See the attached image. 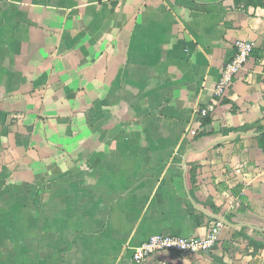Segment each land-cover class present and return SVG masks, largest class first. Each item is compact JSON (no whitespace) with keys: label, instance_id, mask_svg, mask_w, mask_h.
<instances>
[{"label":"crops","instance_id":"obj_1","mask_svg":"<svg viewBox=\"0 0 264 264\" xmlns=\"http://www.w3.org/2000/svg\"><path fill=\"white\" fill-rule=\"evenodd\" d=\"M240 40L253 55L197 137ZM261 119L262 8L0 0V264H135L152 236L216 221L210 252L144 264H264V152L221 133Z\"/></svg>","mask_w":264,"mask_h":264},{"label":"built area","instance_id":"obj_2","mask_svg":"<svg viewBox=\"0 0 264 264\" xmlns=\"http://www.w3.org/2000/svg\"><path fill=\"white\" fill-rule=\"evenodd\" d=\"M235 54L222 71V75L214 88V101L207 108L197 111V116H205L214 111L219 101L227 95L239 74L250 61L254 45L246 40L237 41L234 44ZM196 135V133H194ZM224 225L221 221L211 224L207 235L184 238L172 235H155L142 243L133 253L135 264H144L154 254L161 252H174L184 256L200 255L210 252L218 243L220 233Z\"/></svg>","mask_w":264,"mask_h":264},{"label":"trees","instance_id":"obj_3","mask_svg":"<svg viewBox=\"0 0 264 264\" xmlns=\"http://www.w3.org/2000/svg\"><path fill=\"white\" fill-rule=\"evenodd\" d=\"M234 3L236 5L237 8H242L245 11H248L251 8L257 9V8H262L264 9V0H234ZM233 113H236V109L233 108L232 109ZM263 119L253 123V124H247L243 127L240 128H231V129H223L221 130V133L224 136H229L230 134H237V133H241V134H250V133H254L256 134V142H257V146L258 148L264 152V125H263ZM198 122L200 123V128L197 131V137H203L206 135H211L214 132L213 131H209L208 129L211 128L212 126V118H211V114H207L205 116H199L198 117ZM191 183L194 185L195 184V170L191 172ZM242 192V187H238V190H234L233 191V195H235L239 201L241 202V208L239 209V212L244 210V201L245 198L243 197V195L241 194ZM214 213H218V211L215 209L214 206H212L211 204H209ZM236 236H242L241 235H235L234 237L236 238ZM252 242V241H251ZM255 244V246L258 249H264V242L259 243V242H253Z\"/></svg>","mask_w":264,"mask_h":264}]
</instances>
